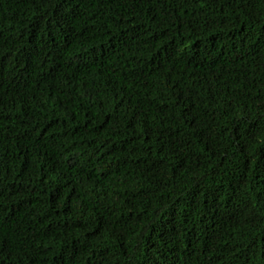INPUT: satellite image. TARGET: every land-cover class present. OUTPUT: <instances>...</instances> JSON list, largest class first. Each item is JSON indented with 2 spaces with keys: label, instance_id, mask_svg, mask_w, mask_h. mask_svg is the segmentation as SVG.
I'll list each match as a JSON object with an SVG mask.
<instances>
[{
  "label": "trees",
  "instance_id": "obj_1",
  "mask_svg": "<svg viewBox=\"0 0 264 264\" xmlns=\"http://www.w3.org/2000/svg\"><path fill=\"white\" fill-rule=\"evenodd\" d=\"M0 264H264V0H0Z\"/></svg>",
  "mask_w": 264,
  "mask_h": 264
}]
</instances>
